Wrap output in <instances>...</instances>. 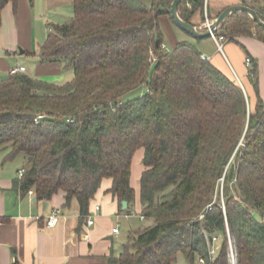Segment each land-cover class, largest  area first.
<instances>
[{
	"label": "trees",
	"instance_id": "trees-1",
	"mask_svg": "<svg viewBox=\"0 0 264 264\" xmlns=\"http://www.w3.org/2000/svg\"><path fill=\"white\" fill-rule=\"evenodd\" d=\"M17 1L0 0V19ZM243 1L264 16L259 0ZM150 2L73 0V16L53 25L40 55L72 68L74 78L55 85L13 72L0 80V149L29 157L23 192L49 200L62 191L82 218L103 179L120 203L134 202L132 160L143 149L141 214L154 222L108 264H173L180 252L229 264L230 240L236 264H264V103L258 97L250 107L236 78L191 42L165 50L159 17L171 16L173 0ZM203 7L181 0L178 13L190 22ZM252 24L264 39V27L243 11L217 34L233 39ZM142 85L145 92L124 100ZM214 238L221 243L211 254Z\"/></svg>",
	"mask_w": 264,
	"mask_h": 264
},
{
	"label": "crops",
	"instance_id": "crops-1",
	"mask_svg": "<svg viewBox=\"0 0 264 264\" xmlns=\"http://www.w3.org/2000/svg\"><path fill=\"white\" fill-rule=\"evenodd\" d=\"M150 6V0H142ZM243 0H204L190 22L200 32L206 31V19L215 20L228 7L244 4ZM258 7H264L259 0ZM191 8V4L188 3ZM55 13L66 19L55 22ZM74 14L73 0H18L9 2L1 11L0 19V80L16 68L42 81L62 85L74 78V70L63 62L41 61V47L53 25L68 21ZM54 18V20H53ZM48 33H45V27ZM164 49L171 51L180 41L194 44L202 55L225 74L236 78L253 107L260 97L264 103V39L255 28L251 33L227 38L219 50L211 36L198 37L185 31L174 19L159 17ZM251 58L252 66L246 64ZM255 72V77L252 74ZM257 89V91H256ZM140 92L142 94L145 92ZM144 151L138 150L132 160L130 183L135 192L133 203L125 210L110 188L111 179H103L90 201L89 214L81 217L77 200L66 205L65 193L60 191L49 200H39L34 189L23 192L19 186V170L26 168L29 157L10 155L9 148L0 149V264H108L111 256H118L137 227L134 219H141L140 178L144 170ZM99 207V209H97ZM58 212V223L48 227L47 219ZM91 216L93 223L87 225ZM118 228V233L114 229ZM214 241L213 251L220 247ZM183 253L176 260L180 264H195Z\"/></svg>",
	"mask_w": 264,
	"mask_h": 264
},
{
	"label": "water",
	"instance_id": "water-1",
	"mask_svg": "<svg viewBox=\"0 0 264 264\" xmlns=\"http://www.w3.org/2000/svg\"><path fill=\"white\" fill-rule=\"evenodd\" d=\"M181 0H173L171 4V16L176 22L178 26H180L185 31L191 33L194 36L198 37H204V36H210V31L206 30L204 32H200L195 26H193L191 23L186 22L181 18V16L178 13V5ZM236 11H243L249 14V16L258 24L264 27V16L260 14V12L251 7L250 5L246 4H239L235 6H231L223 10L221 14L218 16V18L215 19L214 25L212 27V31H217L221 25L222 22H224L232 13ZM128 206L127 201H122V209L125 210Z\"/></svg>",
	"mask_w": 264,
	"mask_h": 264
},
{
	"label": "built area",
	"instance_id": "built-area-1",
	"mask_svg": "<svg viewBox=\"0 0 264 264\" xmlns=\"http://www.w3.org/2000/svg\"><path fill=\"white\" fill-rule=\"evenodd\" d=\"M214 22H215V20H210V19L207 18L206 19V22H205V29L210 31V36L215 40L218 49L219 50H222L223 44L227 40V38L224 37L223 35H218L217 34L218 30L216 32L215 31H212V27L214 25ZM162 47L164 48L165 46L162 45ZM202 58L204 60H208V58L206 56H204V55H202ZM246 64L248 66H252V60H251V58L248 57L246 59ZM18 71H20V69L19 68H16L13 72H18ZM238 81H239V79H238ZM44 117H45V113L38 114L37 117H36V122H38L39 120H41ZM24 173H25V168H22V169L19 170V176L20 177H22L24 175ZM97 209H99V207H97ZM58 219H59L58 212L55 211L47 219V222H46L47 226L48 227H54L58 223ZM141 219H145V217L142 215L141 216ZM92 223H93L92 217L89 216L87 218V225H92ZM113 231H114V233H118L119 229L118 228H115ZM216 240H217V238H214V241H216ZM230 249H231V256H232L233 260L236 261V255H235V253L233 251V246H232L231 240H230ZM210 253L211 254H214L213 249L210 250ZM229 256H230V254H229ZM199 262L202 263V264H205V262H204V260L202 258H199Z\"/></svg>",
	"mask_w": 264,
	"mask_h": 264
},
{
	"label": "rangeland",
	"instance_id": "rangeland-1",
	"mask_svg": "<svg viewBox=\"0 0 264 264\" xmlns=\"http://www.w3.org/2000/svg\"><path fill=\"white\" fill-rule=\"evenodd\" d=\"M61 17H63V19H66V16H65L64 13L61 14V16H60V14L55 13V19H56V20H55L54 23H59V20H58V19L61 20V19H62ZM63 19H62V20H63ZM53 20H54V18H53ZM48 29H49L48 26H47V28L45 27V33H48ZM145 89H146L145 85L140 86L139 88H137V89L133 90L132 92L126 94V95L124 96V100H128V99H131V98L137 97L138 95H140V92L144 91ZM222 192H223V178H221V179L218 181L217 194H216V196L218 195V196L222 197ZM134 222H135V224H136L137 227H141V229H143V228H145V227H147V226L153 224L154 220H153V219H146L145 221H140L138 218H135V219H134ZM141 229H139V230H141ZM132 235H133V234H132ZM132 235H131V236H132ZM232 245H233V244H232ZM233 251H234V253H235L234 245H233ZM229 254H230V256H229ZM180 255H181V254H180ZM182 256H183V255H181V257H182ZM184 256H185V255H184ZM184 256H183V257H184ZM183 257H182V258H183ZM228 259H229V264H235V263H236V261H234L233 258H232V256H231L230 245H229ZM176 264H180V262L178 261ZM195 264H202V263H200V262H199V259H197L196 262H195Z\"/></svg>",
	"mask_w": 264,
	"mask_h": 264
},
{
	"label": "bare ground",
	"instance_id": "bare-ground-1",
	"mask_svg": "<svg viewBox=\"0 0 264 264\" xmlns=\"http://www.w3.org/2000/svg\"><path fill=\"white\" fill-rule=\"evenodd\" d=\"M236 264V263H235Z\"/></svg>",
	"mask_w": 264,
	"mask_h": 264
}]
</instances>
